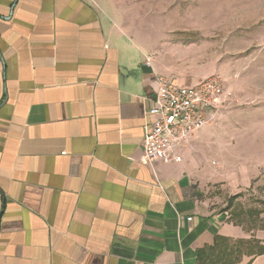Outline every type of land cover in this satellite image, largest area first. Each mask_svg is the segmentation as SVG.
Listing matches in <instances>:
<instances>
[{
    "label": "crops",
    "instance_id": "obj_1",
    "mask_svg": "<svg viewBox=\"0 0 264 264\" xmlns=\"http://www.w3.org/2000/svg\"><path fill=\"white\" fill-rule=\"evenodd\" d=\"M92 3L0 0V264H264V228L207 197L260 190V151L227 162L215 133L238 123L221 113L176 148L182 162L143 164L158 79L208 74Z\"/></svg>",
    "mask_w": 264,
    "mask_h": 264
},
{
    "label": "rangeland",
    "instance_id": "obj_2",
    "mask_svg": "<svg viewBox=\"0 0 264 264\" xmlns=\"http://www.w3.org/2000/svg\"><path fill=\"white\" fill-rule=\"evenodd\" d=\"M98 1L99 7L92 5L99 8L106 23L123 22L137 36L136 42L148 40L163 54L168 51L185 56L184 65L206 70L205 79L220 77L237 97H244L240 100L233 95L237 103L221 115H229L238 124L230 130L219 129L215 147L219 153L231 146L225 155L227 162L240 159L245 146L248 153L250 149L260 151V166L264 167V0ZM218 122L204 129L205 138ZM200 148L207 151L209 143ZM212 158L217 167L219 159L215 155ZM247 159L246 166L257 160ZM263 167L260 190L250 188L230 196L216 185L207 194L217 210L228 212L231 220L245 229L264 228V222L257 217L259 212L260 218L264 217Z\"/></svg>",
    "mask_w": 264,
    "mask_h": 264
},
{
    "label": "built area",
    "instance_id": "obj_3",
    "mask_svg": "<svg viewBox=\"0 0 264 264\" xmlns=\"http://www.w3.org/2000/svg\"><path fill=\"white\" fill-rule=\"evenodd\" d=\"M158 85L149 110L152 125L145 136L141 157L143 164L151 166L182 162V157L175 154L176 148L189 145L197 133L237 103L218 76L190 87L173 86L164 78L158 79Z\"/></svg>",
    "mask_w": 264,
    "mask_h": 264
},
{
    "label": "trees",
    "instance_id": "obj_4",
    "mask_svg": "<svg viewBox=\"0 0 264 264\" xmlns=\"http://www.w3.org/2000/svg\"><path fill=\"white\" fill-rule=\"evenodd\" d=\"M236 197H237V196H236ZM236 197H233V198H236ZM240 244H243V242H240L239 245H240ZM246 244H247V243H246ZM246 244H245V245H246ZM198 261H202L203 264H206L205 261L203 260V257H201V256L198 258Z\"/></svg>",
    "mask_w": 264,
    "mask_h": 264
}]
</instances>
